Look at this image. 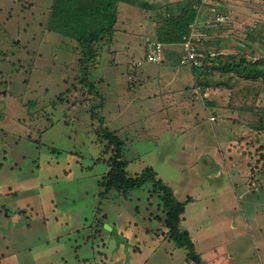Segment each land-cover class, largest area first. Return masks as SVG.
Listing matches in <instances>:
<instances>
[{
	"label": "rangeland",
	"instance_id": "rangeland-1",
	"mask_svg": "<svg viewBox=\"0 0 264 264\" xmlns=\"http://www.w3.org/2000/svg\"><path fill=\"white\" fill-rule=\"evenodd\" d=\"M52 1L0 0V264H194L166 235L151 182L106 189L118 152L124 175L151 166L184 203L180 225L201 264H264V0H184L202 7L200 56L178 63L161 41L167 60L155 65L157 27L168 11L185 13L179 0L117 4L120 50L99 49L110 67L91 79L142 111L113 113L110 131L129 121L118 148L90 133L84 114L65 123L70 111L56 106L81 51L47 31ZM43 100L54 114L23 105Z\"/></svg>",
	"mask_w": 264,
	"mask_h": 264
},
{
	"label": "trees",
	"instance_id": "trees-1",
	"mask_svg": "<svg viewBox=\"0 0 264 264\" xmlns=\"http://www.w3.org/2000/svg\"><path fill=\"white\" fill-rule=\"evenodd\" d=\"M120 2L133 3L127 0H53L51 12L46 17L47 31L49 33L53 35L55 33L57 37H60L62 42H73L74 45L79 46L81 51L78 67L71 68L72 71L70 73H73V75L66 73V77H62L63 81H65V90L60 91V93L57 92L60 100L55 97L57 100L56 106L58 108L59 106L63 108L65 106V115H67L68 111H70L71 116L72 113L73 115L74 113H78V116L79 114H84L87 118L83 121L87 125L89 132L95 137L103 140L107 139L110 143H114L116 148L124 144L123 137H120L118 134L124 136L129 121L124 130L121 128V124L117 122L115 123L116 130L110 131L111 126L108 123L112 121L113 113L124 112L127 114L128 120L130 119L128 113H132L136 117L134 120H138V118L143 116L142 111H138L140 108L137 106L135 108L130 106L128 100H120L119 96L107 94L105 88H100L98 83L93 80L95 77L91 79V75L104 70L105 64L102 58L105 59V57L102 52L105 50V47H109L111 51L109 50L108 53L113 55L120 50V48L114 49L121 39L119 35H116L118 33L117 29H115L117 13L113 11ZM144 2H147V0ZM178 2L181 6L179 11L183 10L185 13L183 15L177 13L179 17H175L173 16L175 13L168 11L167 15L162 17L163 25L157 27L156 38L164 43L183 45V42L187 41L185 38L191 33L193 22L197 16L196 13L202 11V7L198 8L194 6L195 3L186 9L184 0H179ZM168 25L171 26L167 28ZM114 30H116L115 34H113ZM98 43L99 46H97ZM99 49L102 52L98 53ZM109 67L108 63L105 70ZM239 68L242 69L241 66ZM243 69L244 72H255L253 68L247 69L243 67ZM107 72L105 71L104 75L102 74L101 79L105 77ZM55 75L56 73L51 74L52 77H55ZM134 76L136 77V74ZM252 76L255 77V73ZM115 85H117V82H115ZM58 86L60 88L61 84H58ZM147 97H141V101L145 102ZM28 103L29 101H26L23 105L33 107L32 116L37 106L36 111H45L47 107L44 106L48 104L44 100L36 102V105H28ZM47 106H49L47 110H51L50 112L54 114L55 104L50 103ZM129 108L133 110L128 112ZM154 110L156 112V107ZM147 113H149V110ZM71 116L66 117L65 123H76L80 119H77L75 115L74 117ZM36 124L38 125V123ZM100 124H102V128ZM182 128L184 130L188 127L182 125ZM116 160L118 161L111 163V168L107 174L108 185L105 184L106 189L108 191L125 189L128 193V191L139 190L146 183L151 182L154 190L158 191L161 195V205L164 210H167L166 218H163V224L166 227L164 228L167 229L166 235L179 248L187 249V257L190 258L189 260H193L194 264L204 262L202 258L203 251L195 249V242L190 236L189 231L182 229L180 225L181 214L184 213L185 207L183 202H179L176 199L172 187L166 185V183L158 178V174L151 166L144 168L137 176H126L123 173V165L126 163V159L123 158L122 160L118 152L116 153ZM200 252H202V255ZM207 262L208 260H206Z\"/></svg>",
	"mask_w": 264,
	"mask_h": 264
},
{
	"label": "clouds",
	"instance_id": "clouds-1",
	"mask_svg": "<svg viewBox=\"0 0 264 264\" xmlns=\"http://www.w3.org/2000/svg\"><path fill=\"white\" fill-rule=\"evenodd\" d=\"M191 34H193V33L191 32L190 35ZM192 38L193 37H190L189 39H187V41L183 42L185 52L182 55L177 56L178 63H181V64H183L182 62L186 63L185 57L188 53V48L186 47V43H189L190 46L194 48L195 41ZM147 40H149V39H146V41ZM170 44H173V43H169L168 45L166 43H164V45H167V46H169ZM151 48H152V51H151V54L149 55V59H148L150 62H152L155 65V64H159V63L167 60L165 47H163L162 42L160 40L155 39V41L151 45ZM199 53H200L199 51L198 52L194 51V55H192L191 58L194 59L195 57H199L200 56ZM191 58H189L188 60L189 61L192 60Z\"/></svg>",
	"mask_w": 264,
	"mask_h": 264
},
{
	"label": "crops",
	"instance_id": "crops-1",
	"mask_svg": "<svg viewBox=\"0 0 264 264\" xmlns=\"http://www.w3.org/2000/svg\"><path fill=\"white\" fill-rule=\"evenodd\" d=\"M201 1H202V0H201ZM154 2H156V0H154ZM155 19H156V18L151 19V23H152V24H155ZM191 32L193 33V36H194V37H193V40H194L195 42H196L197 38L200 39V37H198L199 32L196 30V28H193V27H192ZM189 35H190V34H189ZM190 36H191V35H190ZM190 36L187 37V38H185V39H189ZM141 40H142L143 43H144V42L146 41V36L142 35ZM171 45L173 46L171 49H173V50L175 51L174 55L177 57V55H178L179 53H181V51H179V47L177 46V43H173V44H171Z\"/></svg>",
	"mask_w": 264,
	"mask_h": 264
},
{
	"label": "built area",
	"instance_id": "built-area-1",
	"mask_svg": "<svg viewBox=\"0 0 264 264\" xmlns=\"http://www.w3.org/2000/svg\"><path fill=\"white\" fill-rule=\"evenodd\" d=\"M186 47L188 48V52L191 51V53L194 55V49H193V47L190 46L189 43H186ZM213 117H214V116H213ZM213 117H212V118H213Z\"/></svg>",
	"mask_w": 264,
	"mask_h": 264
}]
</instances>
